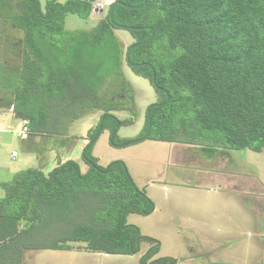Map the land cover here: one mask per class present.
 <instances>
[{
	"label": "trees",
	"instance_id": "trees-1",
	"mask_svg": "<svg viewBox=\"0 0 264 264\" xmlns=\"http://www.w3.org/2000/svg\"><path fill=\"white\" fill-rule=\"evenodd\" d=\"M92 1L0 0V104L30 121L26 153L39 159L58 153L49 171L33 166L0 181V264H25L35 250L136 255L146 242L141 264L175 263L155 258L161 242L128 222L130 214L155 212L148 189L125 161L102 166L93 155L106 128L114 146L146 140L150 130L147 139L197 147L210 157L264 151V0L117 4L112 19L108 9L90 28H69V14L90 18ZM119 26L142 29L129 30L135 41L126 47ZM126 63L158 99L144 130L120 138L118 130L140 114ZM94 115L99 121L88 131L83 171L78 160L62 156L81 137L76 125Z\"/></svg>",
	"mask_w": 264,
	"mask_h": 264
},
{
	"label": "rangeland",
	"instance_id": "rangeland-1",
	"mask_svg": "<svg viewBox=\"0 0 264 264\" xmlns=\"http://www.w3.org/2000/svg\"><path fill=\"white\" fill-rule=\"evenodd\" d=\"M97 21L69 14L67 24L71 29L90 28ZM118 34L126 47L135 41L129 30L118 29ZM125 71L134 85L140 114L134 124L118 130L120 138L135 137L144 130L148 108L158 99L148 79L136 75L127 63ZM3 100L0 96V102ZM5 112L0 111V119H7L6 127H18L19 123ZM2 114L6 115L4 119ZM118 115L128 116L126 112ZM98 121L99 115L91 116L79 122L75 130L85 134L88 141L87 128L96 126ZM6 136L9 144L13 139L12 145L6 146L8 152L14 150L19 154L15 161L29 158L23 149V139L12 131ZM110 138L111 129L106 128L94 146L93 155L102 166L125 161L138 184L147 187L154 198L157 209L153 214H130L128 222L161 242L155 258L171 257L176 259L173 264H263L264 151L232 150L228 155L210 157L197 147L183 144L175 146L146 139L128 146H114ZM73 141L70 156L85 165L83 141ZM53 158L55 165L57 157ZM35 161L25 169L35 166ZM244 199L252 201L253 206ZM150 247V242L144 243L136 255L35 250L26 253L25 264H141L142 255Z\"/></svg>",
	"mask_w": 264,
	"mask_h": 264
},
{
	"label": "crops",
	"instance_id": "crops-1",
	"mask_svg": "<svg viewBox=\"0 0 264 264\" xmlns=\"http://www.w3.org/2000/svg\"><path fill=\"white\" fill-rule=\"evenodd\" d=\"M2 106L0 104V111H2L3 113H6L5 111H8L13 117V119H15V121H17L19 123V126L16 127L15 129L12 127H6L5 124H7L6 122L7 119L5 120L4 118L6 117V115L2 114V119L1 120V126H0V175H3L5 177H0V181H7L9 180L16 172L25 169L26 166H28L29 163H32L34 160L35 161V166H41L43 167L44 170L49 171L51 170L53 167H55L58 163V153L55 150H51L49 151L46 156L42 157L41 159H39L36 155L33 154H28L29 158H22L20 161H15V158H19V154L17 153L16 156H13V152H16L13 150V152L10 154L6 148L7 145H12L13 143V139L11 141V143H7L5 140L7 139V136L9 134V131H12V133H14V131L20 127L21 125V119L16 118L15 113L13 112V107H6ZM12 124V123H11ZM7 128V129H6ZM90 128H92L91 126L87 128V130L89 131ZM15 134V133H14ZM81 137L80 138H76L78 141H83V146L82 148H84V146L87 144V136L85 134H81L78 133ZM22 139V138H21ZM26 139V138H24ZM171 144H175V146H177V143H171ZM186 146V145H185ZM75 149V148H74ZM73 149L67 151V154H64L62 156V159L64 156H67L66 158L63 159V161H66L67 159H70L71 156L70 154L74 151H72ZM72 151V152H71ZM53 156L57 157V163L55 165H52V160L54 159ZM28 157V156H27ZM50 160V161H49ZM79 161V159H77ZM81 163L82 169L83 171H87L88 166L85 164H83L81 161H79ZM6 173H5V171ZM8 172V173H7ZM8 174V175H7ZM147 188V187H146ZM4 195V190L3 188L0 186V197H2ZM251 205L252 201H250ZM157 209V208H156Z\"/></svg>",
	"mask_w": 264,
	"mask_h": 264
},
{
	"label": "built area",
	"instance_id": "built-area-1",
	"mask_svg": "<svg viewBox=\"0 0 264 264\" xmlns=\"http://www.w3.org/2000/svg\"><path fill=\"white\" fill-rule=\"evenodd\" d=\"M114 0H93L91 3V13L90 18L94 20H99L103 18ZM14 133L19 138H27L30 133V121L27 118L21 119V125L17 128ZM17 152H13V156H16Z\"/></svg>",
	"mask_w": 264,
	"mask_h": 264
},
{
	"label": "water",
	"instance_id": "water-1",
	"mask_svg": "<svg viewBox=\"0 0 264 264\" xmlns=\"http://www.w3.org/2000/svg\"><path fill=\"white\" fill-rule=\"evenodd\" d=\"M117 4H121V5L129 8V9H136V8H143L147 4V0H144V3L139 5V6H132V5L124 3L122 1L114 0L112 2V4L110 5V7H109V15H110L111 19L113 17L114 7ZM119 27L122 28V29H127V30H140V29H142L141 27H130V26H119ZM151 39H152V37L149 40H147L146 42L136 44V46H140V45H143L145 43H148ZM130 49H132V48H130ZM129 64L132 65V66H140V65H142V64H133V63H129ZM160 90H162V88H160ZM149 133H150V130H149L148 134L144 137V139L148 138Z\"/></svg>",
	"mask_w": 264,
	"mask_h": 264
}]
</instances>
